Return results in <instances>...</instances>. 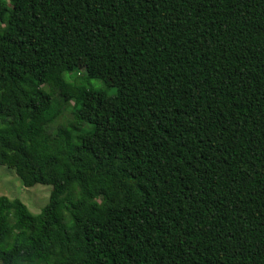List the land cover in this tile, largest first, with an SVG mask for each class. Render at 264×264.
I'll use <instances>...</instances> for the list:
<instances>
[{
    "label": "trees",
    "instance_id": "16d2710c",
    "mask_svg": "<svg viewBox=\"0 0 264 264\" xmlns=\"http://www.w3.org/2000/svg\"><path fill=\"white\" fill-rule=\"evenodd\" d=\"M9 123L0 264H264V0H0Z\"/></svg>",
    "mask_w": 264,
    "mask_h": 264
},
{
    "label": "rangeland",
    "instance_id": "374dc122",
    "mask_svg": "<svg viewBox=\"0 0 264 264\" xmlns=\"http://www.w3.org/2000/svg\"><path fill=\"white\" fill-rule=\"evenodd\" d=\"M86 62L80 61L79 62V75L81 77L80 71L85 67ZM69 76V75H68ZM99 81H93L92 85L97 88H104V89H112L109 90V94L115 93V90L113 88L114 84L111 79L99 76ZM46 90L50 93V88L46 87ZM54 103H59L60 98L56 94L54 97L52 96ZM73 102L68 103L67 106L63 108V113L61 117L56 121L54 125H52V129L55 130L59 126H72L74 125V116L72 114V105ZM10 124V123H9ZM81 130H90L87 126H80ZM0 138H3V136H7V134L12 133V125L4 124L0 128ZM6 133V134H5ZM11 137H8V141L5 144H8L10 147L17 146L19 143L13 137V134H9ZM15 136V135H14ZM0 197H6L10 200H20L22 203H24L28 210L33 215H38L41 213L43 208L48 204L49 197L51 193V186L47 185H36L31 188H26L23 186L20 179L17 178V175L13 170H10L8 168V154L10 153L9 147H6L5 145L0 148Z\"/></svg>",
    "mask_w": 264,
    "mask_h": 264
}]
</instances>
